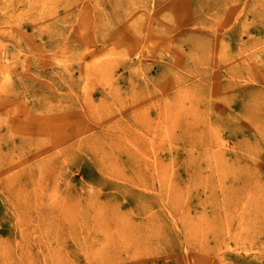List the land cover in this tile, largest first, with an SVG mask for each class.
Returning a JSON list of instances; mask_svg holds the SVG:
<instances>
[{"label":"rangeland","instance_id":"1","mask_svg":"<svg viewBox=\"0 0 264 264\" xmlns=\"http://www.w3.org/2000/svg\"><path fill=\"white\" fill-rule=\"evenodd\" d=\"M57 202L71 264H264V0H0V264Z\"/></svg>","mask_w":264,"mask_h":264},{"label":"bare ground","instance_id":"2","mask_svg":"<svg viewBox=\"0 0 264 264\" xmlns=\"http://www.w3.org/2000/svg\"><path fill=\"white\" fill-rule=\"evenodd\" d=\"M134 119H135V117H134ZM78 132H80V131H78ZM76 134H77V132H76ZM62 140H64V139H62ZM39 152H41V151H34V153H39ZM33 175H32V171H29V172L26 171V172H24L21 175V177H26L28 179V181L31 182L32 186H30V187H31L32 190L29 189L30 190L29 191L26 184H25L26 186L19 187L18 189L20 191H23V190H25L26 192L28 191L30 194H32V191H33L34 201H36V202H33V203L30 202V204L32 206L34 205V208H35V207H37L38 203H40L42 201L43 195H42V193L40 191L43 189L44 178H43L42 175L38 176L39 174H37L35 177ZM35 198H37V199L35 200ZM42 205H43L42 206V208H43L44 207V203H42ZM56 205H54V207H57V209L59 211V213H58L59 217L55 220V222H56L55 227L54 226L53 227L52 226L47 227V221L45 219H46V216L48 214L46 212V209H42V208H41L42 210L39 209V208L32 209V212L33 213L35 212L36 215L38 216V220H36V228L38 230L35 228V225L32 226V224H31L34 221L35 216L33 217L34 219L31 218L28 222L22 219V221H25L26 227H23L24 230H23L22 227L20 228V230H19L20 238L19 239H22V238L24 239L25 236L28 237L30 235V231H29V226H30L32 228V230L36 229V231L38 232L37 235L40 238L39 239V243H38V248L37 249H35V248L33 249V246H32L28 250L27 249L26 250H24V249L22 250L23 244L20 243V241H18V247H17V249H18V251H17L18 252V254H17L18 257H16V258H10L9 257L10 258L9 261L13 262L14 264L15 263L16 264H34V263L54 264V261H57V262H59L61 264H71V263H74V261L76 262V260H75L76 251L73 250V249H70V248L67 251L65 250V246L68 244V242H66L65 239H63L59 244L57 243L58 248L60 249V253H59L60 254V258L59 259L57 257H54L53 254H51V253H55L54 249L50 247V241L51 240L47 239L48 241L43 240V242H42L41 238L43 236L47 237V235L51 234L50 232H54L56 229L57 230H61V231H65V229L67 230L66 226H67L68 223H69L70 230L71 231L74 230V225H73V221L74 220H73V218L70 219L71 216L68 215L69 209H66V206L63 205V203L61 204V203L57 202ZM15 210H16V208H15ZM22 221H21V223H22ZM34 242H36V241H34ZM59 249H57V250H59ZM63 249L65 250V253H67L66 256H64ZM23 252H24V254H26L27 252L30 253V256H28V254H27L26 256H28V257L22 258V253ZM31 255H33V256H31ZM71 257L72 258L74 257V261H72ZM0 263H1V261H0Z\"/></svg>","mask_w":264,"mask_h":264}]
</instances>
